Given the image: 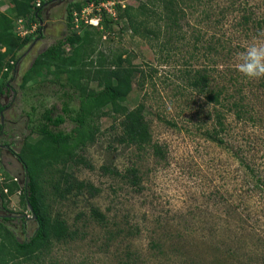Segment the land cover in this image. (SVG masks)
Wrapping results in <instances>:
<instances>
[{
    "label": "rangeland",
    "instance_id": "obj_1",
    "mask_svg": "<svg viewBox=\"0 0 264 264\" xmlns=\"http://www.w3.org/2000/svg\"><path fill=\"white\" fill-rule=\"evenodd\" d=\"M47 1L32 31L40 28V36L20 52L23 67H18L11 80L13 90L3 100L8 108L2 112L0 145L6 144L17 154L25 143L39 138L34 125L41 101L57 109L61 104L57 86L50 84L53 76L45 71L37 77L46 81L44 86L33 87L31 82L26 87L32 90L19 87L21 75L33 60L67 36L66 5ZM5 2L0 5L2 12L8 7ZM141 3L146 0L87 3L73 15V33L81 36L84 30L98 26L103 11L113 15L117 5L136 8ZM180 7L183 16L169 38L170 51L159 50L165 39L133 37L122 24L101 40L95 38L96 49L105 55L123 54V59L143 67L145 85L139 89L140 74L134 75L133 93L126 105L130 109L145 105L151 144L161 149L162 156L154 155L152 149L138 151L119 144L120 130L108 116L109 108H104L100 132L80 153L88 166L66 167V173L98 192L90 196L84 191L65 200L48 196L51 215L61 216L76 236L54 243L42 257L43 264H264V193L255 187L258 179L264 181V78L246 79L236 68L239 53L254 43H264V27L250 26L244 31L236 25L241 11L247 9L262 18L264 0H183ZM151 11L153 17L161 13L159 7ZM81 22L83 29L78 28ZM15 24L17 30L18 21ZM217 39L221 43L214 44L216 49L207 56L208 44ZM207 61L215 69L214 85L224 88L227 96L226 106L220 107L225 118L224 132L217 136L220 143L207 137L215 128L209 117L213 107L182 78L186 71H207ZM88 87L99 90L96 82ZM237 90L245 97L239 118L231 107L240 95ZM72 104L77 106V100ZM72 127L67 121L60 129ZM1 152L2 187L14 179L1 167H8L5 152ZM15 164L22 179L19 187H23L26 179ZM132 167L138 170L137 186L123 178ZM4 197L3 205L13 217L2 222L19 242L27 241L36 229L31 213L20 205V192ZM91 209L105 216L106 225L96 223Z\"/></svg>",
    "mask_w": 264,
    "mask_h": 264
},
{
    "label": "trees",
    "instance_id": "obj_2",
    "mask_svg": "<svg viewBox=\"0 0 264 264\" xmlns=\"http://www.w3.org/2000/svg\"><path fill=\"white\" fill-rule=\"evenodd\" d=\"M37 1L40 2L38 7L35 6ZM46 2L48 1L8 0L7 9L4 12L0 10V113L5 110L1 103L2 89L7 81L13 79L16 68L20 67L21 70L23 67L24 61L20 52L33 37L40 36V28H38V31L20 38L15 34V22L24 19L31 24L37 23L42 6ZM182 2L183 0H146V3H141L136 8L131 6L121 8L117 5L116 14L103 11L98 26L84 30L81 36L73 33L75 25L73 14L81 12L83 5L87 3L74 2L66 6L67 36L39 54L21 75L19 87L23 91L44 86L46 81L41 82L37 78L42 72L52 75L50 84L57 86L56 94L60 95L61 104L57 109L55 105L46 107L41 101L39 117L34 125V131L39 138L34 142L25 143L19 156V162L25 170V184L19 187L18 182L13 180L3 186V189L8 191L7 197L12 196L16 191L20 192V205L31 213L36 229L27 241L19 242L0 221V264H38L39 262L43 264L42 257L51 251L54 243L74 239L76 231H71L61 216L57 214L52 216L49 212L48 196L65 200L68 195H79L84 191L90 196L98 192L93 185L78 181L71 174L66 173V167L69 164L75 167L88 166L80 153L94 143L100 132L98 123L106 114L104 108H109L108 116L114 120L120 130L117 139L119 144L127 148L133 147L138 151L152 149L154 155L162 156L161 149L156 144H151L150 127L143 115L145 105L139 103L133 109L126 105L133 93L134 75L140 74L136 83L139 89L145 85L147 77L144 75L143 67L141 69L140 66L133 65L129 58L123 59V54L105 55L96 49L94 40L95 38L101 40L106 34L111 33L114 27L122 24L133 37L156 42L161 38L165 39L164 43L159 45V50L170 51L169 38L177 31L178 21L183 16L180 7ZM4 4H7L5 0H0V5ZM156 7L161 9V13L153 17L155 14L151 9ZM207 19H209L208 13ZM160 20L164 22V28L159 24ZM215 23L218 24L220 21ZM236 25L244 31L250 26L262 29L264 17L257 18L254 12L242 9ZM84 27L81 22L78 28ZM214 39L215 37L212 41ZM220 43V39L210 42L207 46V56L212 54L214 44ZM207 64V71L205 69L186 71L182 78L187 87L202 94L207 104L213 107L209 117L213 120L215 128L207 132V137L220 143L222 139H217V136L225 129V118L220 107L226 106L224 103L227 101V96L224 95L226 91L224 88L214 85L215 69L211 67L212 62L207 61ZM151 74L149 77L152 78ZM31 82L33 87H26ZM91 82H96L98 91L88 87ZM261 87H264V84H261ZM241 93L237 90L236 94L240 95L237 101L231 103L238 118L243 111V106L240 105L245 101L244 93L242 95ZM39 95L41 96V93ZM75 100L77 106L72 104ZM32 110L36 111V107H32ZM67 121L73 127L69 131L61 130L60 127ZM123 178L133 186L140 183L138 170L133 167ZM255 187L259 188V192L264 193V181L258 179ZM47 188L51 190L49 193ZM91 213L97 224L106 225L105 216L98 210L91 209Z\"/></svg>",
    "mask_w": 264,
    "mask_h": 264
},
{
    "label": "flooded vegetation",
    "instance_id": "obj_3",
    "mask_svg": "<svg viewBox=\"0 0 264 264\" xmlns=\"http://www.w3.org/2000/svg\"><path fill=\"white\" fill-rule=\"evenodd\" d=\"M51 1H53V0H50V2ZM97 1H103V0H58L56 3H59V4L63 3V4H65L67 6L70 3H74V2L84 4V3H93V2H97ZM65 9H66V7H65ZM17 71H18V67L16 68L15 72H13L14 73L13 76H12L13 79L15 78ZM12 90H13V85H11V80H9V81H7V84L5 85V87L2 89V94H1V103H2V105H4L5 110L8 108V105L6 103L4 104L3 100H6L8 98L7 95H8V93H11ZM2 129H3V116H2V113H0V132H1ZM3 148H5L6 151ZM1 151L5 152V157H7V161H8V163H7L8 167L5 168L6 165L5 166H4V164L1 165L4 173L6 174L7 177H10V175H12L14 181H17L19 186H20V184L22 183L21 182L22 179L20 178V175L18 173V166L15 164V161L21 167L23 178L26 179L25 178V170L23 169L21 163L19 162L20 151H19L18 154L17 153H13V151L6 144L0 145V160L3 159ZM12 159L14 161H12ZM3 181H4V179H3ZM2 190H3V193H1ZM7 193H8V191L6 189H3V186L2 187L0 186V218H2L0 221H9L13 217V215L3 205V200L5 198L4 196L7 195Z\"/></svg>",
    "mask_w": 264,
    "mask_h": 264
},
{
    "label": "clouds",
    "instance_id": "obj_4",
    "mask_svg": "<svg viewBox=\"0 0 264 264\" xmlns=\"http://www.w3.org/2000/svg\"><path fill=\"white\" fill-rule=\"evenodd\" d=\"M75 14L73 15L75 16ZM236 68L246 79L264 78V43H254L239 53Z\"/></svg>",
    "mask_w": 264,
    "mask_h": 264
},
{
    "label": "built area",
    "instance_id": "obj_5",
    "mask_svg": "<svg viewBox=\"0 0 264 264\" xmlns=\"http://www.w3.org/2000/svg\"><path fill=\"white\" fill-rule=\"evenodd\" d=\"M39 5H40V2L38 1L35 6L38 7ZM17 21H18L17 30H16V27H15V34L17 36H19L20 38H25L26 36H28L31 33H33L32 31H33L34 24L28 23V21H26L24 19H19ZM26 24L31 25V27H28V28H26V30L21 32V30H23V28L25 27Z\"/></svg>",
    "mask_w": 264,
    "mask_h": 264
}]
</instances>
